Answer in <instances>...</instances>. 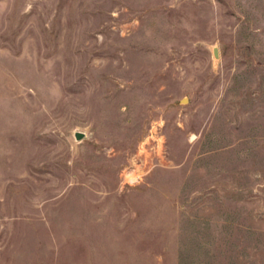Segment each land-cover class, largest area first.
I'll return each mask as SVG.
<instances>
[{"label": "rangeland", "instance_id": "rangeland-1", "mask_svg": "<svg viewBox=\"0 0 264 264\" xmlns=\"http://www.w3.org/2000/svg\"><path fill=\"white\" fill-rule=\"evenodd\" d=\"M0 264H264V0H0Z\"/></svg>", "mask_w": 264, "mask_h": 264}, {"label": "water", "instance_id": "water-1", "mask_svg": "<svg viewBox=\"0 0 264 264\" xmlns=\"http://www.w3.org/2000/svg\"><path fill=\"white\" fill-rule=\"evenodd\" d=\"M213 56L215 58L217 57V49L216 48L213 49ZM83 137H84V134H82V133H79V132L74 133V138L77 141L81 140Z\"/></svg>", "mask_w": 264, "mask_h": 264}]
</instances>
